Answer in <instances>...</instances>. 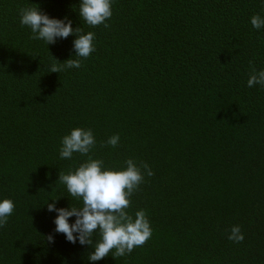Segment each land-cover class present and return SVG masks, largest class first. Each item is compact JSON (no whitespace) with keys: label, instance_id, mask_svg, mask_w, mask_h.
I'll return each mask as SVG.
<instances>
[{"label":"trees","instance_id":"trees-1","mask_svg":"<svg viewBox=\"0 0 264 264\" xmlns=\"http://www.w3.org/2000/svg\"><path fill=\"white\" fill-rule=\"evenodd\" d=\"M78 3L0 0V198L15 204L0 264H264V87L247 86L264 68V28L249 22L264 5L113 0L111 17L89 26ZM26 5L95 33L79 68L50 71L74 55V36L32 39ZM75 126L93 130L90 155L106 166L131 157L152 169L127 209H145L152 234L124 256L91 262L90 245L53 233L46 203H79L57 180L87 159L59 158ZM113 134L115 147L104 143ZM234 224L242 241L227 238Z\"/></svg>","mask_w":264,"mask_h":264},{"label":"clouds","instance_id":"clouds-1","mask_svg":"<svg viewBox=\"0 0 264 264\" xmlns=\"http://www.w3.org/2000/svg\"><path fill=\"white\" fill-rule=\"evenodd\" d=\"M264 5V0H260ZM113 0H79L80 20L89 26L103 24L112 15ZM19 22L30 29L31 38L47 44L55 43L57 38L74 36L72 48L74 55L64 60L61 66L50 65V71L60 72L65 68H79L81 59L88 57L95 49L93 31H84L81 26L73 27L67 16L58 18L43 12L39 6L26 5L18 12ZM250 24L255 29L264 28V15L254 13ZM264 87V68H253L247 79V86ZM119 135L113 134L105 144L115 147ZM96 144L93 130L75 126L60 138L58 155L61 159H71L74 153L87 155V159L66 173L60 172L58 181L64 185L68 196L76 198L77 205L57 207L56 199L47 202V210L54 211L53 233H62L69 243L90 245L87 259L99 261L109 255L124 256L134 247L142 245L152 234V227L143 208L134 214L127 211L132 193L143 182L145 176L153 174L146 162L137 163L129 157L122 167L106 166L102 158L92 157L90 150ZM11 197L0 198V226H3L14 210ZM70 217H75L70 221ZM53 233L47 235L54 240ZM227 238L234 242L244 239L240 225L231 226Z\"/></svg>","mask_w":264,"mask_h":264}]
</instances>
